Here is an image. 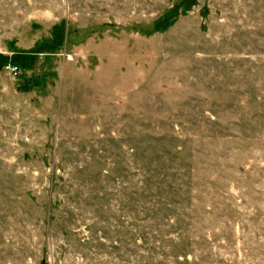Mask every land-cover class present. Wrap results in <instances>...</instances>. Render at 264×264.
Instances as JSON below:
<instances>
[{"label": "rangeland", "instance_id": "rangeland-1", "mask_svg": "<svg viewBox=\"0 0 264 264\" xmlns=\"http://www.w3.org/2000/svg\"><path fill=\"white\" fill-rule=\"evenodd\" d=\"M0 264H264V0H0Z\"/></svg>", "mask_w": 264, "mask_h": 264}, {"label": "built area", "instance_id": "built-area-1", "mask_svg": "<svg viewBox=\"0 0 264 264\" xmlns=\"http://www.w3.org/2000/svg\"><path fill=\"white\" fill-rule=\"evenodd\" d=\"M3 70H5L12 77L18 76L20 72L19 67L16 64L10 62H7L3 65Z\"/></svg>", "mask_w": 264, "mask_h": 264}]
</instances>
